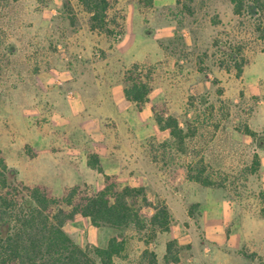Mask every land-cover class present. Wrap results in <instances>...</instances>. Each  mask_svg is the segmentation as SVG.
Returning <instances> with one entry per match:
<instances>
[{
	"label": "rangeland",
	"instance_id": "374dc122",
	"mask_svg": "<svg viewBox=\"0 0 264 264\" xmlns=\"http://www.w3.org/2000/svg\"><path fill=\"white\" fill-rule=\"evenodd\" d=\"M63 2L0 0V161L16 171V181L38 185L56 197L73 185H62L48 166L37 164V174L31 170V163L55 160L35 158L29 139L45 128L53 131V104L46 99L59 89L57 81L63 84L56 70L83 68L85 60L84 40L73 43L76 35L88 36L86 15L75 8L68 13ZM223 2L229 0H177L169 9L140 12L145 31L153 33L154 28L170 22L172 36L157 42L161 56L152 64L140 65V71L149 74L152 89L139 118L101 119L100 128L106 134L102 162L116 157L119 163H112L115 172L110 174L116 182L142 187L150 203L167 206L171 221L168 232L153 238L134 229L122 230L123 251L113 258L114 264H148L150 253L157 264H163L159 249L169 241L174 242L170 254L183 259L182 264L185 258L197 263L204 257L203 250L209 255L198 211L207 199H218L231 212L227 220L242 230L241 243L234 236L232 248L226 249L243 258L255 256V250L264 254V219L259 216L260 195L264 196V76L254 84L244 78L255 77L256 56L264 52V2L255 21L244 15L228 19L226 14L219 21L217 4ZM127 4L131 3L117 0L112 11L122 27ZM183 28L185 34L191 31L185 42ZM89 35L92 60L103 52L98 37H105L94 32ZM217 43H227L237 52L236 60L217 52ZM233 62L239 64V72ZM121 66L125 69L130 64L121 63L119 72ZM115 78L109 72L104 77L106 81ZM153 111L176 120L184 134L180 143L157 128ZM132 112L136 111L131 105L126 114ZM245 128L255 133V139L244 133ZM90 154L97 158L96 153ZM253 155L259 166L252 174ZM200 170L202 179L211 185L204 187L189 178ZM91 175L74 185L97 191L102 176L96 171ZM76 218L63 230L79 247L103 248L104 240L115 234L106 227L91 226L87 218Z\"/></svg>",
	"mask_w": 264,
	"mask_h": 264
},
{
	"label": "trees",
	"instance_id": "16d2710c",
	"mask_svg": "<svg viewBox=\"0 0 264 264\" xmlns=\"http://www.w3.org/2000/svg\"><path fill=\"white\" fill-rule=\"evenodd\" d=\"M127 1L134 3L139 12L153 9L152 0ZM229 2L234 15L249 16L255 21L264 0ZM116 3L117 0H64L63 6L68 13L72 8L84 13L89 32L118 42L123 30L112 14ZM215 49L231 61L237 58V52L227 43H217ZM234 65L239 72V64ZM150 82L149 74H143L137 64L124 70L123 96L135 111H140L147 102L152 89ZM153 120L173 141H182L184 134L174 118L162 117L153 111ZM244 133L255 139L251 130L245 128ZM87 165L101 173L96 156L87 155ZM251 166L253 174L259 166L256 155H253ZM201 173L202 170L189 178L204 187L211 185L207 179H202ZM15 176L16 171L0 161V264H114L113 258L123 251V240L119 237L122 230L134 229L149 234L150 238L169 230L171 218L164 203H150L142 187L120 186L114 176L102 175V185L97 191L84 184L73 185L58 197L38 185H23ZM260 197L259 216L264 219V196ZM189 211L187 214L191 216ZM76 217L87 218L91 226L106 227L115 234L108 238L103 248L79 247L63 230V226ZM172 244L174 242L169 241L165 245L163 264L176 262L170 254ZM148 264H157L153 253L149 254Z\"/></svg>",
	"mask_w": 264,
	"mask_h": 264
},
{
	"label": "crops",
	"instance_id": "0c3cea01",
	"mask_svg": "<svg viewBox=\"0 0 264 264\" xmlns=\"http://www.w3.org/2000/svg\"><path fill=\"white\" fill-rule=\"evenodd\" d=\"M176 4L177 0H152L153 9H169ZM217 8L219 21H222L225 14L228 19L236 17L232 13V5L229 2L227 4L223 2L221 5L217 4ZM172 29L173 25L169 22L154 28L153 33L145 31L141 14L137 6L131 3L127 4L125 8L121 40L113 42L109 38L98 37V46L103 51L100 57L97 56L90 60L91 58L88 55V50L92 44L90 32H88L87 37L76 35L79 38L77 37V41L73 44L76 45V43L84 40V45L87 46V48H84L85 60L81 62L83 68L76 67V69L69 70L67 68L65 70L59 67L56 72L54 71L58 73L59 79L63 77V84L57 81L56 84L60 86L59 89L49 94V99H46L53 104L52 122L50 124L53 131L50 133L45 128L43 134L40 132L34 133V138L29 139V146L36 154L35 158L51 159L55 160V163H31V170L37 174L40 171V169L37 170V164L43 167L48 166V169L54 171L53 176L59 177L58 180L62 185L70 186L85 182L95 171L87 165V155L94 152L97 154L101 170V173H96L101 176L114 174V164L112 163H119L118 160L116 161V157L111 155L112 157L108 158V163L104 164L105 161L102 162L104 155L101 153L102 139H106V134L100 128L102 126L101 119L136 120L140 114L139 111L126 114L127 108L131 106L124 99L122 92V74L126 68L124 69L121 66L122 71L120 72L118 68L121 63L122 65L137 64L139 67L141 64H152L153 60L161 56V49L157 42L171 38ZM184 29H181L182 32ZM190 32H187V34L182 33L183 42H185L186 36H190ZM185 44L188 46L190 43ZM75 51L78 53L77 50ZM255 61H258L253 65L255 67L252 70L255 77L244 76L251 84L264 76V52L258 53ZM108 72L110 75L115 73L116 78L113 81L112 79L108 81L104 79ZM147 100H150L149 94ZM128 130L133 129L128 128ZM40 154H43V156L40 157ZM220 204L222 203L218 199H215V201L207 199L199 204V225L203 232V238L209 242L211 252L206 255V250H203L204 257H200L197 263L191 258H185L184 263L264 264V254L260 250H255L256 255L253 257L243 258L237 251L233 250L235 252L233 253L226 249L229 245L233 246L234 241H231V239L234 236L237 238V243L240 244L243 235L242 230L237 229V224H232L227 220V216L231 213L230 210L223 209ZM76 220L77 218H74L73 223ZM229 224L231 227L228 226ZM236 229L239 232L238 234ZM107 240L108 238L104 240L103 246L106 245ZM159 252L163 258L165 247L161 251L159 249ZM175 260V264H182L183 259L178 257Z\"/></svg>",
	"mask_w": 264,
	"mask_h": 264
}]
</instances>
